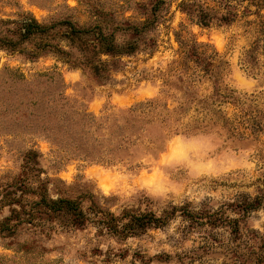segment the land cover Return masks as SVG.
Here are the masks:
<instances>
[{
    "label": "rangeland",
    "instance_id": "rangeland-1",
    "mask_svg": "<svg viewBox=\"0 0 264 264\" xmlns=\"http://www.w3.org/2000/svg\"><path fill=\"white\" fill-rule=\"evenodd\" d=\"M153 1L76 0L77 7L72 8L68 0H64L63 5L58 4L57 0H0V37L7 33L12 40L17 41V35L10 33L16 32V23L23 19L32 18L39 25L54 27L47 40L35 36L36 38L28 42L19 41L14 50L0 48V215L5 207L10 211H17L13 207L17 206V203L20 209L18 213L28 211L34 199L29 189L38 186V179L48 183L45 184L50 198L60 195L74 198L84 191L103 196L100 193L101 185H123V177H127V183L131 185L134 176L158 171L163 160L154 159L152 154L141 157L135 164H96L71 158V155L62 149L63 146L55 147L52 141L62 140V135L57 131L60 119H72L79 110H87V113L100 119L153 98L167 102L170 107L174 106L173 97L179 96L174 91H163L167 75L181 58L177 43L179 36L185 40L195 39L217 52L219 62L222 63L220 72L223 81L240 99L242 116L254 118L262 129V132L254 136L250 135L244 125L241 126L240 133L247 137L246 139L232 135H229V138L243 147L260 142V135L264 134V109L259 106L264 105V90L254 91L253 95L249 96L238 92L231 85L237 82L238 72L245 80L256 81L257 89H264V56H259L257 69H252L244 61L245 52L256 41L257 29L264 22V10H258L247 0L238 8V17L231 25L201 28L179 11L178 4L181 0H165V5H161L158 12L156 25L144 36L137 38L133 35V27L150 16L149 4ZM199 1L208 7H216L218 0ZM44 11L48 15L41 17L39 23L35 17ZM129 12L132 15L125 18V14ZM233 26L239 29L238 33L231 31ZM69 27L90 32L82 35L78 41L76 38V42L72 44L60 39V35ZM100 34L112 35L119 45L136 43L139 47L135 53L120 57L116 65L110 64L105 80H98L91 74L86 68L91 55L80 50L83 44L91 48L97 47ZM241 38L245 40V46L240 47L237 55V44ZM62 41L67 42V52L70 53L66 57L67 60L65 56L63 59L51 52L52 50L37 58L28 54L37 46L49 42L61 47ZM260 41V46L264 47V38ZM259 53L264 54V51ZM97 59L98 57H95L92 61L96 62ZM206 88V84L201 88L202 98L205 97L203 93H207ZM29 150L38 151L40 154L36 168L40 169L41 175L37 170L25 166L24 156ZM258 159L264 161V148L258 149ZM257 171L260 178L251 184L240 181L226 183L224 187L231 190L255 187L259 193L258 197L263 199L264 207V187H261L264 185V165H258ZM61 174H64L67 180H62ZM246 197V194H239L235 197V202ZM110 198L107 206L112 208L120 204L118 211L122 207L141 208L145 205L161 211L171 204L169 202L165 206L159 200H146L143 194L125 199L123 203L119 197ZM7 203L13 205L6 206ZM203 204L213 208L216 204L221 206L224 203L206 199L201 205ZM10 216L15 219L13 214ZM41 218L45 219L42 223L48 227L43 230V235L39 233V227L32 225L18 226L13 233L0 235V246L15 248L18 253L15 259L0 258V264H64L66 256L69 257V264H73L77 259L84 264H90L87 261H91V258L83 253L96 244L92 241L93 238L84 236L85 246L77 248L76 245L80 242V238L76 237L78 230L61 229L51 217L41 215ZM259 219L258 215L251 213L245 221L246 226L250 228L251 221ZM168 228L162 231L167 237L166 240L156 241L155 237L151 236L152 239L147 238V243H155L157 247L168 244L175 254L187 252L199 242L197 234H192L183 241L176 230L172 235H168ZM60 236H64V241L55 243ZM223 236L226 237L225 234ZM21 239H25V243L21 244ZM188 242H191L192 247L184 248ZM50 243L51 248L47 247ZM103 244L108 245L106 242ZM136 247L148 254L145 243H137ZM50 253H57L59 256L56 260H49L46 257ZM221 258L222 255L216 254L191 264H215Z\"/></svg>",
    "mask_w": 264,
    "mask_h": 264
},
{
    "label": "trees",
    "instance_id": "trees-1",
    "mask_svg": "<svg viewBox=\"0 0 264 264\" xmlns=\"http://www.w3.org/2000/svg\"><path fill=\"white\" fill-rule=\"evenodd\" d=\"M245 1L247 0H218L216 7H208L199 0H181L178 9L201 28H209L212 25L229 26L237 19L238 8ZM249 1L258 10H264V0ZM165 3V0H154L149 4L150 16L133 27L135 37L144 36L156 25L160 7ZM16 25L18 29L10 34L17 35V41L12 40L6 33L0 37L1 49L14 50L19 41L28 42L36 38L35 36L47 40L49 32L54 29L52 26L39 25L32 18L23 19ZM88 32L90 31L69 27L60 35V39L73 44L76 38L78 41ZM177 38L181 58L167 75L163 91L165 93L174 91L179 96L173 97L174 106L170 107L167 102L153 98L100 119L87 113V110H79L72 119L70 117L60 119L57 131L62 135V140H53V145L59 148L63 146L62 149L67 151L71 158L82 161L106 165L135 164L152 151L150 145L162 147V130L170 121L179 122L189 113H195L193 118L200 123L222 125L228 135L233 137L247 138L240 133V128L244 125L250 135L256 136L262 132L254 118L242 116L240 99L223 81L220 72L222 63L219 62L217 52L195 39L185 40L180 36ZM262 38H264V22L257 29L256 41L244 54L245 63L252 69H257L259 56H264L259 53L264 51V47L260 46ZM52 39L54 40L55 36ZM138 49L136 43L119 45L112 35L103 34L97 39V47L91 48L84 44L80 47V50L91 55L86 68L98 80L107 78L106 72L110 64L116 65L120 57L133 54ZM50 50L63 59L65 56V60L70 55L57 44L51 45L50 42L37 46L28 54L37 58ZM100 55H109V60L101 63ZM95 57L98 59L93 62L92 59ZM204 84L207 85L206 91L208 92L210 87L212 92L202 98L200 92ZM229 104L240 110L239 116L229 119L226 112L221 110ZM201 116L204 118L203 121L199 120ZM39 157L38 151L29 150L25 153L24 163L26 167L37 170L41 175L40 169L36 168ZM45 183L47 182L38 179V186L29 189L34 199L28 211L23 210L18 213L12 209L11 215L13 214L15 219L10 216L0 223V235L11 234L16 227L22 225L39 227V233L43 235V230L48 228L42 223L45 219H42L41 215H45L51 217L61 229L83 231L88 226L96 229V235L92 239L96 244L88 252L83 253L84 256L89 255L91 258V261H87L90 264H125L126 261L127 264H191L216 254L223 256L221 264H264V236L253 232L245 223L251 213L262 207V197L254 200L246 197L235 203H224L215 212L206 204L199 206L200 211H195L194 206L189 204L183 208L169 204L160 211L159 219L155 218L148 207L145 213L140 212V207H122L120 216L116 217L107 206L111 198L84 191L74 198L60 195L56 201H53L47 195ZM18 204L16 205L19 206ZM11 205L13 204H6V206ZM177 213L181 217V224L177 226L176 232L181 239L184 241L192 234H197L199 238L198 244L189 251L175 254L160 252L156 256H149L141 248L136 247L133 250L131 245L123 247L127 245L129 238L137 241H142L145 237L152 239L148 235L149 229L165 231L176 219ZM228 213H234L239 218L231 219ZM125 220L128 223H124ZM13 221L15 222L12 223ZM223 234L227 236L224 237ZM109 241H114L117 247L114 248ZM103 242L108 243L106 253L100 250ZM130 254L132 259L127 260ZM100 256L104 259L98 261L97 258Z\"/></svg>",
    "mask_w": 264,
    "mask_h": 264
},
{
    "label": "clouds",
    "instance_id": "clouds-1",
    "mask_svg": "<svg viewBox=\"0 0 264 264\" xmlns=\"http://www.w3.org/2000/svg\"><path fill=\"white\" fill-rule=\"evenodd\" d=\"M58 4L63 5L64 0H57ZM72 8L77 7L76 0H68ZM27 7V5H24ZM35 15V14H34ZM46 11L41 12L40 16H36V20L40 23L41 17H46ZM132 13H126L125 18L131 16ZM83 26V23H81ZM232 32L238 33L239 29L235 26L231 29ZM118 42V41H117ZM245 46V40L239 39L237 44V55H239L240 47ZM61 47L67 51V42L62 41ZM220 45H218L219 49ZM101 63L109 60V55H100ZM236 83L231 85L238 92L253 95L254 91L258 92L264 89L256 88V81L245 80L240 73H236ZM212 89L209 87L204 96L210 95ZM264 109V105L259 106ZM227 113L229 119L240 115V110L229 104L221 109ZM195 113H189L183 117L179 122L175 120L170 121L168 126L162 130L163 144L162 147L150 145L152 149L149 154L153 155L154 159L163 160V164L158 171L150 174H139L132 178V184L127 183V177H123L125 182L123 185L115 183L111 185H101L100 193L105 198L119 197L120 202L123 203L137 194H143L146 200H159L162 205L171 203L173 207L183 208L186 204L193 205L195 211H200V205L206 199L212 201H219L220 203H235V197L239 194H246L250 200H254L259 196L255 187L240 188L238 190H231L224 187L226 183L243 181L245 184H251L260 178V173L257 171L258 165H264V161L258 159V149L264 148V134L260 135V142L258 144H251L247 147L239 146L229 138L227 130L222 125H209L207 123H200L194 119ZM203 121V116L199 117ZM43 178V176H42ZM62 180H67L64 174L60 175ZM70 182V181H69ZM215 187V190H213ZM261 187H264L262 185ZM53 201L58 198L51 197ZM17 211H20L19 206H13ZM220 207L216 204L212 211L215 212ZM120 204L109 209L114 216L119 217L121 212L117 209ZM192 210V209H190ZM155 218L159 219L161 212L157 211L155 207L151 209ZM141 213L146 212V205L140 208ZM11 215L8 207H5L3 214L0 215V223ZM231 219H238L239 217L234 213H228ZM253 215H258L259 220H252L249 227L253 232H257L264 236V207L253 212ZM124 223H128L127 220ZM181 224V217L177 213L176 219L171 222V227L168 228V235L175 233L178 225ZM222 231V229H218ZM96 235V229L91 226L86 227L83 231H77L76 237L80 238V242L76 245L77 248H83L86 241L83 239L87 236L92 239ZM148 235L155 237L156 241H164L167 239L166 235L157 230H148ZM227 236V234H226ZM178 238V237H177ZM64 236H60L55 240V243H62ZM95 243V241H93ZM20 243H25V239H21ZM114 248L117 247L114 241H109ZM137 243H145L148 248L149 256H156L161 251L173 254L174 250L168 245L164 244L162 247H157L155 243H147V237L144 241H137L129 238L127 247L131 245L132 249H136ZM47 247L51 248L52 244ZM107 244H101V252H107ZM192 247L191 242L184 245V248ZM18 253L15 248H4L0 246V258L15 259ZM59 254L50 253L47 259L56 260ZM104 259L103 256L97 260ZM131 254L127 260H131ZM221 260H217L215 264H221ZM64 264H69V257H64ZM73 264H84L81 260H75ZM127 264V261L125 262Z\"/></svg>",
    "mask_w": 264,
    "mask_h": 264
}]
</instances>
